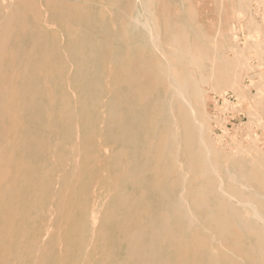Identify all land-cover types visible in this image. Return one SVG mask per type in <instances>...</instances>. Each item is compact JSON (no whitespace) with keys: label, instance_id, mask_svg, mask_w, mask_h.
Instances as JSON below:
<instances>
[{"label":"rangeland","instance_id":"1","mask_svg":"<svg viewBox=\"0 0 264 264\" xmlns=\"http://www.w3.org/2000/svg\"><path fill=\"white\" fill-rule=\"evenodd\" d=\"M136 19L142 24H135ZM143 25L151 31L137 29ZM6 28L8 56L0 61V155L9 158L5 186H13L14 199L10 196L0 208L1 264L3 259V264L36 263L23 248L31 242L45 251L46 264H252L245 253L255 240L240 235L242 253L233 251V239L218 237L207 210L193 209L191 228L186 217L178 222L174 206L182 198L190 203L195 182L187 177L186 186L177 184L172 190L168 178L154 173L150 144L165 129L150 124L163 120L160 111L166 104L165 90L154 86L155 79L160 72L167 75L164 61H174L181 83L201 87L199 108L220 174L241 180V174L264 167V0H0V35ZM5 91L15 94L10 109L1 105ZM117 191L133 198L130 211L119 205ZM250 191L264 204L258 185ZM208 201L211 208L217 205L213 197ZM166 214L173 233L191 247L185 253L184 246L157 242L144 259L151 232L143 229L152 223L161 230ZM126 220L129 234L138 230L142 236L140 257L131 254L120 230ZM194 237L204 243L209 239V247L197 249ZM20 253L23 263L17 261Z\"/></svg>","mask_w":264,"mask_h":264},{"label":"bare ground","instance_id":"2","mask_svg":"<svg viewBox=\"0 0 264 264\" xmlns=\"http://www.w3.org/2000/svg\"><path fill=\"white\" fill-rule=\"evenodd\" d=\"M26 1V0H25ZM19 2V1H18ZM22 3V2H21ZM26 3V2H25ZM25 3H22L23 5ZM30 4V3H29ZM21 5V4H20ZM25 6V5H24ZM34 15V14H33ZM22 16V15H21ZM20 18V17H19ZM14 19V18H13ZM34 19V18H33ZM132 19V18H131ZM41 20V19H40ZM129 20V19H128ZM153 20V19H152ZM151 20V21H152ZM169 20V19H168ZM9 21V20H8ZM8 21H5L8 23ZM17 21H21V19L17 20ZM24 22V21H22ZM21 22V23H22ZM133 22V21H132ZM135 22V21H134ZM166 22V20H165ZM164 22V23H165ZM173 22V21H172ZM12 24V22H10ZM17 23V22H16ZM19 23V24H21ZM167 23V22H166ZM24 24V23H23ZM130 24V23H129ZM135 24L140 25L142 24L140 22V20L136 19ZM154 24V23H152ZM5 25V24H4ZM18 25V24H16ZM14 25V26H16ZM22 25V24H21ZM25 25V24H24ZM165 25V24H164ZM171 25V24H170ZM169 25V26H170ZM129 26V25H128ZM155 26V25H154ZM168 26V27H169ZM178 26V25H176ZM17 27V26H16ZM15 27V29H16ZM23 27V25L21 26ZM27 27V26H26ZM25 27V28H26ZM156 27V26H155ZM154 27V28H155ZM172 27V25H171ZM180 27V26H179ZM5 28V27H4ZM13 28V27H12ZM11 28V29H12ZM136 28V26H135ZM158 28V27H156ZM177 28V27H175ZM22 29V28H21ZM24 29V27H23ZM29 29V28H28ZM139 31L148 33L151 31L150 28H148L146 25H143L141 27L137 28ZM170 29V27L168 28ZM19 30V28H18ZM18 30H16V32H18ZM155 30V29H154ZM162 30V28H161ZM160 30V31H161ZM171 30V29H170ZM184 30V29H183ZM158 31V30H155ZM165 31V30H164ZM20 32V31H19ZM163 32V31H161ZM184 32V31H183ZM164 33V32H163ZM10 34V30H8L7 28L4 29V32L0 35V61H2L7 55V40H8V35ZM13 34V33H12ZM26 34V33H23ZM128 34V32H127ZM188 35V34H187ZM12 36V35H11ZM10 36V37H11ZM19 36V35H18ZM164 36V35H161ZM188 37V36H187ZM17 38V37H16ZM19 38V37H18ZM76 38V36H75ZM155 38V36H154ZM181 38V37H180ZM21 39V38H20ZM162 39V37H161ZM79 40V39H78ZM129 40V38H128ZM124 41V40H123ZM142 41V40H141ZM162 41V40H161ZM163 42V41H162ZM165 43V41H164ZM159 44V43H158ZM157 44V45H158ZM128 45V44H127ZM156 45V46H157ZM163 45V43H162ZM166 45V44H164ZM163 45V46H164ZM10 46V45H9ZM23 46V45H21ZM132 47V46H131ZM129 47V49L131 48ZM203 47V46H201ZM209 47V46H208ZM9 48V47H8ZM11 48V47H10ZM9 48V50H10ZM136 48V47H135ZM193 48V47H192ZM204 48V47H203ZM12 49V48H11ZM169 49V48H168ZM198 49V48H197ZM197 49H195L197 51ZM205 49V48H204ZM15 50V49H14ZM136 50V49H135ZM211 50V49H210ZM139 51V49H138ZM157 51V50H156ZM168 51V50H167ZM10 52V51H9ZM13 52V49H12ZM15 52V51H14ZM20 52V51H19ZM130 52V51H129ZM132 52V51H131ZM130 52V53H131ZM212 52V50H211ZM17 53V52H16ZM22 54V52H20ZM153 53V52H152ZM169 53V52H168ZM167 53V54H168ZM11 54V53H10ZM128 54V53H127ZM126 54V55H127ZM208 54V53H207ZM213 54V52H212ZM12 55V54H11ZM132 55V54H131ZM170 55V53H169ZM215 55V53L213 54ZM10 56V55H9ZM23 56V54H22ZM21 56V57H22ZM18 57H20L18 55ZM17 57V58H18ZM20 57V61L21 58ZM129 57V55H128ZM171 57V56H170ZM199 57V56H198ZM8 58V57H7ZM11 58V57H10ZM9 58V60H10ZM26 58V56H25ZM49 58V56L47 57V59ZM82 58V57H81ZM125 58V57H124ZM24 59V57H23ZM22 59V60H23ZM31 59V58H30ZM6 60V59H5ZM8 60V59H7ZM141 61V58L139 59ZM144 60V59H143ZM16 61V60H15ZM19 61V62H20ZM24 61V60H23ZM49 61V60H48ZM128 61V60H127ZM178 61V60H177ZM176 61V62H177ZM17 62V61H16ZM144 62V61H143ZM160 63V62H159ZM164 63L166 64V70H167V75L163 74L160 75L158 74V77L155 79L154 82V86L155 84L158 87H162L164 88V95H165V105L162 107V110L160 111V115L161 118L163 117V120L161 119V122L159 121H153L152 124H150L153 128V126H160L163 125L165 132H156L154 138L151 141V146H150V155L154 158L155 162L157 163V167L154 169V173L157 176H161L163 178H168V183L167 185L169 187H172L174 190L176 185L181 184L183 185L182 187L186 186L188 183V179L187 177H190L191 179H193V181L195 182V188L193 189L192 192V196H191V201L190 203H186V201L182 198L180 203L176 206H174V212H175V217L177 216L178 218V222L183 221V217H186V223L189 225V227H193V225L195 224L196 220L193 213V209H199V210H207L209 213V219L211 220L212 224L215 226V229L217 231V233H219L220 239H227L228 238L231 240L233 239L234 241V246H233V251L240 253L241 252V236L240 235H245V236H249L251 238H253L255 240L254 245L251 247L250 250H248L247 253H245L246 257L248 258V260L251 261L252 264H264V215L262 213V209H264V204L261 202L260 200V196L258 195V193L256 192H251L250 188L256 184L259 186V189L264 192V167L260 166L259 168H254L253 170H251L249 173H244L241 174V180H237L236 177L234 175H232L231 173H228L226 175V177H223L219 170H218V166H216L215 163V157H214V153L213 150L206 138L205 135V124L203 122V119L201 117V112H200V101L202 100V90L198 87V86H193L191 84H189L186 80L184 83H181L179 81V77L176 76V73L174 75V72H176L174 66H177V64L174 63V61H164ZM38 64V63H37ZM140 64H142L140 62ZM175 64V65H174ZM15 65V64H14ZM29 65V64H28ZM36 65V64H35ZM179 65V64H178ZM158 66H162V65H158ZM18 68V67H16ZM159 68V67H158ZM60 69V68H59ZM165 69V68H163ZM1 70V68H0ZM16 70V69H15ZM13 71V75H14V71ZM19 70V69H17ZM49 69H47L48 71ZM8 71V70H7ZM10 71V70H9ZM61 71V70H60ZM94 71V69H93ZM178 71V69H177ZM6 72V71H4ZM3 72V73H4ZM23 73V71H21ZM52 72V71H51ZM11 73H9V76L11 78ZM19 73V72H17ZM16 73V75H17ZM62 73V71H61ZM64 73V72H63ZM165 73V72H164ZM8 74V73H7ZM145 74V73H144ZM1 75V74H0ZM32 76V74H30ZM153 75V74H151ZM156 75V74H155ZM154 75V76H155ZM8 76V77H9ZM15 76V75H14ZM21 76V75H19ZM45 76V75H44ZM62 76V75H61ZM144 76V75H143ZM142 76V77H143ZM157 76V75H156ZM187 76V75H186ZM7 77V75H6ZM16 77V76H15ZM23 77V76H22ZM21 77V78H22ZM68 77V75H67ZM150 77V76H149ZM148 77V78H149ZM54 78V76H53ZM65 78V77H64ZM63 78V79H64ZM141 78V77H140ZM152 78V77H151ZM8 79V78H7ZM17 79V78H16ZM62 79V80H63ZM139 79V78H138ZM3 81V78H0V81ZM6 80V79H4ZM18 80V79H17ZM21 80V79H20ZM225 83L228 84V80L224 79ZM22 81H24V79H22ZM48 81V80H47ZM134 81V80H133ZM137 81V80H136ZM142 81V80H141ZM5 82V81H4ZM7 82V80H6ZM5 82V83H6ZM9 83V82H7ZM11 83V81H10ZM13 83V82H12ZM17 83V82H16ZM65 83V82H64ZM139 84V82H138ZM15 85V83H14ZM13 85V87H14ZM19 85V84H18ZM2 86V85H1ZM8 86V84H7ZM6 86V87H7ZM51 86V85H47ZM143 86V85H142ZM153 86V87H154ZM237 86V85H236ZM234 86V87H236ZM4 87V86H3ZM2 87V88H3ZM9 88H11L12 86H8ZM46 87V88H47ZM144 87V86H143ZM157 87V88H158ZM8 88V89H9ZM20 88V86H19ZM147 88V87H146ZM50 89V88H49ZM150 89V88H149ZM153 89V88H152ZM156 89V88H154ZM6 90V88H5ZM52 90V89H51ZM151 90V89H150ZM157 90V89H156ZM234 90V89H233ZM1 91V89H0ZM14 91V90H13ZM48 91V89H47ZM50 91V90H49ZM65 91V90H64ZM153 91V90H152ZM158 91V90H157ZM52 92V91H50ZM143 92V91H142ZM1 93V92H0ZM49 93V92H48ZM242 93V92H241ZM3 94V93H2ZM1 94V95H2ZM47 94V93H46ZM52 94V93H51ZM147 94V93H145ZM148 94L150 95V93L148 92ZM20 95V94H18ZM141 95V94H140ZM4 98L2 99V103L1 105L3 107H5L6 105H8L9 107H12L11 102L14 100V96L15 94L12 91H5L4 92ZM51 96V95H50ZM153 96V95H152ZM162 96V95H161ZM20 97V96H19ZM18 97V98H19ZM54 97V95L52 96V98ZM65 97V96H64ZM68 97V96H67ZM66 98V97H65ZM13 99V100H12ZM20 99V98H19ZM16 100V98H15ZM194 100V102H193ZM205 100V98H204ZM214 100V99H213ZM140 101V99H139ZM147 101V100H146ZM159 101V100H158ZM157 101V102H158ZM163 101L161 100V102L163 103ZM19 102V100H18ZM22 102V101H21ZM95 102V101H94ZM148 102V101H147ZM14 103V102H13ZM157 105V103H155ZM10 105V106H9ZM68 105V104H67ZM100 105V104H99ZM159 105V104H158ZM14 106V105H13ZM21 106V105H20ZM51 106H53V103L51 104ZM205 106V104H204ZM18 107V106H16ZM22 107V106H21ZM7 108V106L5 107ZM10 109V108H9ZM53 109V108H52ZM68 109V108H67ZM140 109V108H139ZM138 109V110H139ZM153 109V107H152ZM157 109V108H155ZM3 110V109H2ZM6 110V109H5ZM20 110V109H19ZM18 110V112H19ZM48 110V109H47ZM10 112V111H9ZM50 112V111H49ZM158 112V110H157ZM68 113H70L68 111ZM7 114V111L5 113V115ZM11 114V113H10ZM19 114V113H18ZM50 114V113H49ZM48 114V116H50ZM55 114V113H53ZM73 114V113H72ZM71 114V115H72ZM164 114L168 115V118L165 119L164 118ZM16 115V114H15ZM20 115V114H19ZM10 116V115H9ZM12 116V114H11ZM53 116V115H52ZM51 116V117H52ZM74 116V115H73ZM24 117V115H23ZM22 117V118H23ZM61 117H63L61 115ZM67 117V116H66ZM70 117V116H69ZM20 118V117H19ZM22 118L20 120H22ZM53 118V117H52ZM2 119V118H1ZM5 119V118H4ZM9 119V118H8ZM12 120H16V117L12 116L11 118ZM24 119V118H23ZM71 120L72 117L70 118ZM6 120V119H5ZM4 121V120H3ZM134 121V120H133ZM104 122V121H103ZM2 124V121L0 122ZM19 123V122H18ZM21 123V122H20ZM10 124V123H9ZM22 124V123H21ZM112 124V123H111ZM11 125V124H10ZM7 126V125H6ZM18 126V125H17ZM20 126V125H19ZM18 126V127H19ZM113 126V125H111ZM9 127V126H8ZM6 127V128H8ZM11 127V126H10ZM22 127V126H20ZM3 128V127H2ZM1 128V129H2ZM24 128V127H23ZM26 128V127H25ZM24 128V129H25ZM77 128V127H76ZM96 129V128H95ZM20 130V128H19ZM23 130V129H22ZM78 130V129H77ZM161 130V129H160ZM10 131V130H9ZM120 131V130H119ZM1 133V132H0ZM7 133V132H6ZM148 133V132H147ZM2 134V133H1ZM118 134V133H117ZM24 135V134H23ZM1 136V135H0ZM8 136V135H7ZM147 136H150L147 134ZM146 137V136H145ZM10 138V137H9ZM7 138V139H9ZM14 138V137H13ZM12 139V138H11ZM21 139V138H20ZM23 139V138H22ZM148 139V137H147ZM146 139V141H147ZM150 139V138H149ZM1 140V139H0ZM14 140V139H13ZM12 140V142H13ZM50 140V139H49ZM120 140V139H119ZM17 141V138L16 140ZM14 141V142H15ZM2 142V141H1ZM6 143H3V146L6 147L8 145L7 141H5ZM11 142V141H10ZM22 142V141H21ZM21 142L18 144L22 145ZM24 142V141H23ZM148 142V141H147ZM16 143V142H15ZM14 143V144H15ZM5 144V145H4ZM19 145V146H20ZM25 145V144H24ZM14 146V145H13ZM17 145V147H19ZM12 148V145L10 146ZM50 147V146H49ZM7 148V147H6ZM6 148H3L2 151H5L4 153H6ZM11 148L8 150L10 151ZM237 148V147H236ZM5 149V150H4ZM15 149V148H14ZM124 149V148H123ZM122 149V151H123ZM134 151V150H133ZM1 152V151H0ZM3 153V154H4ZM129 153V150L127 151V154ZM116 154V153H115ZM121 154H123V152H119L118 156H120ZM6 156H1L0 155V208L2 206H4L5 204V200H7V198H9L10 196L12 197L14 193H12V191H14L13 186H5L6 182L8 181V179L10 178V174L9 171L5 168V165L7 164V162L9 161V158L7 157V154H4ZM9 155V153H8ZM14 155V154H13ZM93 155V154H92ZM12 156V155H11ZM16 156V155H15ZM94 156V155H93ZM96 156V155H95ZM117 156V157H118ZM54 157V156H52ZM230 158V157H229ZM128 159V158H127ZM16 160V159H15ZM65 160V159H64ZM79 160V159H78ZM109 162V161H108ZM22 163V162H21ZM79 163V162H78ZM15 164V163H14ZM128 164V163H127ZM20 165V163H19ZM18 165V166H19ZM133 165V164H132ZM130 166V165H129ZM125 167V166H124ZM13 168V166H12ZM19 168V167H18ZM53 168V167H52ZM78 168V167H77ZM10 169V168H9ZM21 169V168H20ZM129 169V168H128ZM241 169V168H240ZM17 170V169H16ZM48 170V169H47ZM52 170V169H51ZM50 170V172H51ZM151 170V169H150ZM120 171V170H119ZM11 172H13L11 170ZM19 173V172H18ZM21 173V172H20ZM80 173V172H79ZM13 174V173H12ZM17 174V172H16ZM130 174V173H128ZM132 174V173H131ZM130 174V175H131ZM19 175V174H18ZM21 175V174H20ZM80 176V175H79ZM13 177V176H12ZM23 176H21L22 179ZM61 177V176H60ZM108 177V176H107ZM130 177V176H129ZM17 178V176H16ZM66 178V177H65ZM199 178V179H197ZM60 179V178H59ZM62 179V177H61ZM190 179V180H191ZM65 180V179H64ZM17 181V180H16ZM130 181V180H129ZM9 182V181H8ZM15 182V181H13ZM197 182V184H196ZM159 183V181L157 182V184ZM22 183H20L21 185ZM23 185V184H22ZM67 185V184H66ZM142 185V184H141ZM144 185V184H143ZM189 185V184H188ZM159 186V185H158ZM38 188V187H37ZM179 187H177L178 190ZM19 190V189H18ZM161 190V189H160ZM182 190V189H181ZM253 190V189H252ZM20 191V190H19ZM171 191V190H170ZM186 191V190H185ZM145 192V191H144ZM143 192V193H144ZM175 192V191H174ZM184 193V192H183ZM62 194V192H61ZM16 195V192H15ZM36 195V194H35ZM64 195V194H63ZM69 195V194H68ZM165 195V194H164ZM182 195V194H181ZM188 195V194H187ZM31 196V195H30ZM145 196V195H144ZM37 197V196H36ZM181 197V196H180ZM188 196H186L187 198ZM215 198L217 200V205L213 208L210 207L209 205V198ZM263 197V196H262ZM261 197V198H262ZM14 199V197H12ZM41 198V197H40ZM62 198V197H61ZM64 198V197H63ZM144 198V197H143ZM264 198V197H263ZM31 200V198H29ZM43 199V197H42ZM56 199V198H55ZM133 198L128 196L127 194H125L124 192L121 191H117V200L119 205L122 207H125L128 209V211H130L129 209L131 208L129 206V204L133 201ZM135 199V198H134ZM146 199V197L144 198ZM167 199V198H166ZM29 200V201H30ZM36 200V199H35ZM41 200V199H40ZM54 200V199H53ZM19 201V200H18ZM38 201V199H37ZM56 201V200H55ZM176 201V199H175ZM263 201V200H262ZM59 202H60V198H59ZM136 202V200L134 201ZM177 202V201H176ZM264 202V201H263ZM7 203V202H6ZM36 203V202H34ZM134 204V203H133ZM67 205V204H66ZM164 205V204H163ZM175 205V204H174ZM64 206V205H63ZM68 206V205H67ZM8 207V206H7ZM169 207V206H167ZM6 208V207H5ZM37 209V208H36ZM61 209V208H60ZM11 211V210H10ZM52 212V211H51ZM146 212V211H145ZM42 213V212H41ZM40 214V213H39ZM133 215V212H127V216L129 217L130 215ZM168 214V213H167ZM166 215H162V221H163V226L161 230H157L154 227L151 226V224L149 223H145L146 227L143 230H150L151 232V245H149V247L147 248V250L145 249L144 251V259L148 257L149 255V249H152L154 247V245L157 242H160L161 244L165 245V244H172V246H174V244H177L181 247H185V249H189L190 247H186L185 245H183V240L182 238L179 236L180 233H178V235L174 234L173 231L170 228L169 223H171L168 219V216ZM171 214V213H169ZM41 215V214H40ZM50 215V214H49ZM52 215V214H51ZM112 216H115V214H113ZM138 216V215H137ZM172 216V215H171ZM201 216V215H200ZM8 217V216H7ZM174 217V218H175ZM32 218V217H31ZM38 218V216H37ZM115 218H117V215L115 216ZM126 218V217H125ZM256 219L259 224L257 226H252L251 225V221L250 219ZM46 219V218H45ZM132 218H130L131 220ZM171 219V218H170ZM31 220V219H30ZM37 220V219H36ZM121 220V219H119ZM151 220V219H150ZM185 220V219H184ZM198 220V219H197ZM205 220V219H204ZM43 221V220H42ZM41 221V223H42ZM145 221V220H144ZM144 221L142 222L144 224ZM33 222L34 219H33ZM52 222V221H51ZM147 222V220L145 221ZM185 222V221H183ZM16 223V222H15ZM14 223V225H15ZM44 223V222H43ZM138 222H136L135 224H137ZM254 223V222H253ZM142 224V225H143ZM203 224V223H202ZM45 225V224H44ZM47 225V224H46ZM206 225V224H205ZM187 226V225H186ZM204 226V225H202ZM2 227V226H1ZM64 227V226H63ZM187 226V228H189ZM196 227V226H195ZM194 227V228H195ZM5 228V227H4ZM3 228V229H4ZM13 227H9V229H11ZM66 228V226H65ZM2 229V228H1ZM14 229V228H13ZM63 229V228H62ZM198 229V227H197ZM42 230V229H41ZM50 230V229H49ZM120 230L121 232L125 235L126 239H127V243L128 246L131 249V254L134 257H140L142 255V253H140V255L138 256V253L141 251L142 252V236L139 235L138 233H136L137 231L133 232L132 235L129 234V222L126 220L123 222V224H121L120 226ZM182 231L183 228H181ZM191 230V229H190ZM189 230V231H190ZM199 230V229H198ZM197 230V231H198ZM187 231V230H186ZM188 231V232H189ZM212 231V230H211ZM11 232V231H10ZM31 232V231H30ZM29 232V233H30ZM179 232V231H177ZM191 232V231H190ZM199 232V231H198ZM15 233V232H14ZM136 233V234H134ZM134 234V235H133ZM197 234V233H196ZM205 234V232H204ZM203 234V235H204ZM210 234V233H208ZM214 234V233H213ZM202 235V233H201ZM6 236V235H5ZM9 236V235H8ZM7 236V238H9ZM37 236V235H36ZM194 236H196L194 234ZM217 236V235H216ZM244 236V237H245ZM12 237V236H11ZM184 237V236H183ZM204 237V236H203ZM207 237V236H206ZM209 237V235H208ZM207 237V238H208ZM211 237V236H210ZM2 238V237H1ZM199 237H194L193 238V243L197 246V249H207V242L209 243V239L206 243H204L206 240L201 238V240L198 239ZM206 238V239H207ZM213 238V237H211ZM45 239V238H44ZM50 239V238H49ZM189 240V238H187ZM192 239V238H191ZM3 240V239H2ZM5 240V239H4ZM12 240V239H11ZM202 240H205L204 242H202ZM246 240V239H245ZM243 240V241H245ZM250 240V239H249ZM187 241V240H186ZM60 242V241H59ZM62 242V241H61ZM192 242V241H191ZM190 242V243H191ZM213 242V241H212ZM221 242V241H220ZM226 242V241H225ZM3 243V242H2ZM1 243V245H2ZM9 243V242H8ZM188 243V242H187ZM192 243V244H193ZM233 243V242H232ZM246 243V242H245ZM23 244V243H22ZM185 244V243H184ZM212 244V243H211ZM247 244V243H246ZM227 245V243L225 244ZM224 245V247H226ZM47 246V245H46ZM46 246L44 248H46ZM59 246V245H58ZM213 246V245H212ZM218 247H221L219 245H216ZM248 246V245H247ZM246 246V247H247ZM4 247V246H3ZM10 247V245H9ZM60 247V246H59ZM62 247V246H61ZM209 247V246H208ZM211 247V246H210ZM229 247V246H227ZM226 247V248H227ZM231 247V246H230ZM245 247V246H243ZM23 248L24 251L27 253V255L29 257L36 258V263L34 264H46L45 262V251L41 249L40 246H38V244L36 242H31V243H27V244H23ZM48 248V247H47ZM46 248V249H47ZM215 248V247H214ZM11 249V247H10ZM62 249V248H61ZM216 249V248H215ZM21 250V249H20ZM178 250V249H177ZM183 250V249H182ZM185 250V251H186ZM223 250V249H221ZM231 250V252H232ZM244 250V249H243ZM7 251V250H6ZM10 251V250H9ZM179 251V250H178ZM204 251V250H203ZM213 251V249H212ZM215 251V250H214ZM213 251V252H214ZM217 251V250H216ZM20 252V251H19ZM50 252V251H49ZM182 252V251H180ZM188 250L185 252L187 253ZM193 252L194 249H193ZM197 252V250H196ZM208 252V251H207ZM223 252V251H222ZM221 252V253H222ZM9 253V252H8ZM199 253V252H198ZM212 253V252H211ZM215 253V252H214ZM213 253V254H214ZM227 253V252H225ZM242 253V252H241ZM3 254V253H2ZM151 254V253H150ZM190 254V253H189ZM217 254V253H216ZM215 254V255H216ZM223 254V253H222ZM233 254V253H232ZM5 255V254H3ZM15 255V254H14ZM188 254H186L187 256ZM195 255V254H194ZM221 255V254H219ZM227 255H230L229 253ZM235 255V254H234ZM2 256V255H1ZM10 256V255H9ZM201 256V255H200ZM222 256H226V255H222ZM237 256V255H235ZM241 256V254H240ZM244 256V255H243ZM8 257V256H7ZM17 257V256H16ZM245 257V256H244ZM202 257H200L201 259ZM223 258V257H222ZM238 258V257H237ZM242 258V257H241ZM24 259L23 253H20L18 255V262L21 263ZM204 259V258H202ZM227 259L228 256H227ZM231 259V258H230ZM229 259V260H230ZM233 258L231 260L234 261ZM5 259H3L4 261ZM205 260V259H204ZM222 260V259H221ZM228 260V261H229ZM237 260V259H236ZM245 260H247L245 258ZM2 261V264H3ZM109 261V260H108ZM209 261V260H208ZM142 262H145L142 260ZM188 262V261H187ZM186 262V263H187ZM194 262V261H193ZM192 262V263H193ZM224 262V261H222ZM8 263V262H7ZM23 263V262H22ZM64 263V262H63ZM147 264H150L151 262H146ZM183 263V262H182ZM195 263V262H194ZM193 263V264H194ZM205 263V261H204ZM203 263V264H204ZM215 263V262H214ZM229 262H227L228 264ZM238 263V262H237ZM246 263V262H245ZM1 264V262H0ZM5 264V263H4ZM9 264V263H8ZM176 264V263H175ZM198 264H200L198 262ZM240 264V263H239Z\"/></svg>","mask_w":264,"mask_h":264}]
</instances>
